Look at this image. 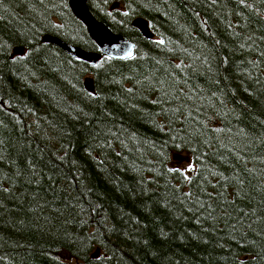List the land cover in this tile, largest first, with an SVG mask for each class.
<instances>
[{
  "label": "trees",
  "instance_id": "16d2710c",
  "mask_svg": "<svg viewBox=\"0 0 264 264\" xmlns=\"http://www.w3.org/2000/svg\"><path fill=\"white\" fill-rule=\"evenodd\" d=\"M87 3L0 0V264H264V0Z\"/></svg>",
  "mask_w": 264,
  "mask_h": 264
},
{
  "label": "water",
  "instance_id": "95a60500",
  "mask_svg": "<svg viewBox=\"0 0 264 264\" xmlns=\"http://www.w3.org/2000/svg\"><path fill=\"white\" fill-rule=\"evenodd\" d=\"M68 5L73 15L85 27L88 36L96 45L97 51H89L79 46L70 44L54 35L46 34L42 41L54 44L65 51L74 59L95 64L102 56L122 60L133 55L135 44L127 37L112 31L103 21L96 19L88 7L87 0H68ZM117 4H113L116 7ZM132 26L137 27L142 35L152 39L153 33L148 27V22L143 17H136L131 22ZM23 47L14 48L16 54H23ZM84 84L89 92L94 93L93 81L87 77ZM97 256V251L93 257Z\"/></svg>",
  "mask_w": 264,
  "mask_h": 264
},
{
  "label": "rangeland",
  "instance_id": "374dc122",
  "mask_svg": "<svg viewBox=\"0 0 264 264\" xmlns=\"http://www.w3.org/2000/svg\"><path fill=\"white\" fill-rule=\"evenodd\" d=\"M183 167H187V165H183Z\"/></svg>",
  "mask_w": 264,
  "mask_h": 264
},
{
  "label": "bare ground",
  "instance_id": "6f19581e",
  "mask_svg": "<svg viewBox=\"0 0 264 264\" xmlns=\"http://www.w3.org/2000/svg\"><path fill=\"white\" fill-rule=\"evenodd\" d=\"M13 53V52H12Z\"/></svg>",
  "mask_w": 264,
  "mask_h": 264
}]
</instances>
